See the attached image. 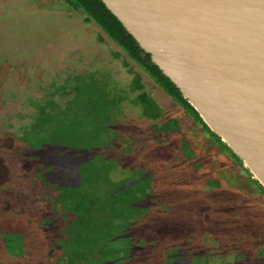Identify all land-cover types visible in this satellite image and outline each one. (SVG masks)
I'll return each mask as SVG.
<instances>
[{"label": "rangeland", "instance_id": "obj_1", "mask_svg": "<svg viewBox=\"0 0 264 264\" xmlns=\"http://www.w3.org/2000/svg\"><path fill=\"white\" fill-rule=\"evenodd\" d=\"M89 58L113 66L123 88L139 73L145 91L163 109V119H146L141 105L125 101L115 127L116 147L108 153L118 162L111 171L116 181L143 168L154 171L156 201L136 223L140 245L125 264H165L173 248L207 250L215 260H232L239 252L248 257L247 264L256 262L264 249V196L233 159L95 22L87 23L82 11L65 0H0V235L20 232L26 238L25 253L15 257L0 237V264L64 262L58 240L65 237L67 219L52 205L58 192L40 181V166L23 155L16 128L31 110L27 97L40 98L42 87L75 65L83 70ZM104 72L111 82L116 79ZM170 119L178 120L180 131L157 135L155 124ZM183 142L194 157L184 153ZM213 180L219 186H212Z\"/></svg>", "mask_w": 264, "mask_h": 264}, {"label": "trees", "instance_id": "obj_2", "mask_svg": "<svg viewBox=\"0 0 264 264\" xmlns=\"http://www.w3.org/2000/svg\"><path fill=\"white\" fill-rule=\"evenodd\" d=\"M65 1L74 10L82 11L87 23L95 22L141 71L177 102L264 196V187L249 168L211 130L102 0ZM89 59L83 70L77 71L75 65L74 71L57 75L41 88L40 92L45 93L40 98L27 97L26 106L31 110L24 116L26 122L16 128V137L25 144L23 155L40 166L37 172L40 181L58 192L52 205L55 211H63L67 219L65 237L58 240L63 252L62 264H125L140 245L136 223L148 216L156 201L154 171L141 167L143 173L116 181L111 171L118 162L108 153L116 147L115 127L125 101L141 105L146 119H163V109L145 91L139 73L135 72L127 88H123L125 85L118 80L113 66ZM105 70L112 71L111 76L116 79L111 82ZM155 126L157 135L165 136L181 129L176 119ZM183 151L189 158L194 157L186 142H183ZM211 185L219 186V182L213 180ZM53 219H45L43 226H49ZM0 237L8 254L19 257L25 253L26 238L22 233L2 232ZM210 253L173 248L166 253L165 264H247L248 261L239 252H234L232 260L218 254L215 260L216 254ZM252 264H264V249Z\"/></svg>", "mask_w": 264, "mask_h": 264}, {"label": "water", "instance_id": "obj_3", "mask_svg": "<svg viewBox=\"0 0 264 264\" xmlns=\"http://www.w3.org/2000/svg\"><path fill=\"white\" fill-rule=\"evenodd\" d=\"M264 187V0H102Z\"/></svg>", "mask_w": 264, "mask_h": 264}, {"label": "flooded vegetation", "instance_id": "obj_4", "mask_svg": "<svg viewBox=\"0 0 264 264\" xmlns=\"http://www.w3.org/2000/svg\"><path fill=\"white\" fill-rule=\"evenodd\" d=\"M164 91V90H163ZM164 93H166L165 91H164ZM167 94V93H166ZM168 95V94H167ZM169 96V95H168ZM170 97V96H169ZM171 98V97H170ZM217 146V145H216ZM218 148H219V146H217ZM220 149V148H219ZM221 150V149H220ZM245 165V164H244ZM248 168V167H247ZM251 172V171H250ZM251 174H252V172H251ZM253 175V174H252ZM246 176V175H245ZM253 177H254V175H253ZM246 179L248 180V177L246 176ZM249 181V180H248Z\"/></svg>", "mask_w": 264, "mask_h": 264}]
</instances>
